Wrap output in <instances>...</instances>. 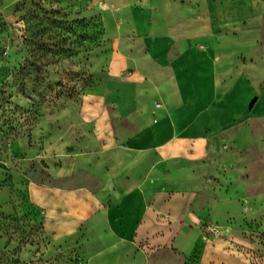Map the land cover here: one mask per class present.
Instances as JSON below:
<instances>
[{"label": "rangeland", "instance_id": "rangeland-1", "mask_svg": "<svg viewBox=\"0 0 264 264\" xmlns=\"http://www.w3.org/2000/svg\"><path fill=\"white\" fill-rule=\"evenodd\" d=\"M151 2L167 23L207 16L220 28L256 29L264 48V0ZM104 4L0 0V264H264V119L247 121L260 143L239 148L219 134L188 165L198 181L178 189V223H161L168 241L125 245L132 253L123 261L91 258L85 224L59 228L40 204L41 190L88 185L80 163L73 172L66 165L80 159L100 112L113 119L112 107L92 95L112 49ZM186 212L195 223H183Z\"/></svg>", "mask_w": 264, "mask_h": 264}, {"label": "crops", "instance_id": "crops-1", "mask_svg": "<svg viewBox=\"0 0 264 264\" xmlns=\"http://www.w3.org/2000/svg\"><path fill=\"white\" fill-rule=\"evenodd\" d=\"M104 2L112 49L92 95L112 107L113 119L100 112L80 159L66 165L73 172L80 163L89 186L41 190L40 204L59 228L85 224L91 258L123 261L132 253L125 245L168 241L161 223H178V189L198 181L188 165L219 134L239 148L256 143L247 121L264 119V48L256 29L220 28L207 16L167 23L151 0ZM92 113L82 116L87 124Z\"/></svg>", "mask_w": 264, "mask_h": 264}]
</instances>
